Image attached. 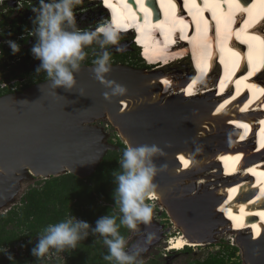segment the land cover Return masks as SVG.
<instances>
[{
    "label": "bare ground",
    "instance_id": "obj_1",
    "mask_svg": "<svg viewBox=\"0 0 264 264\" xmlns=\"http://www.w3.org/2000/svg\"><path fill=\"white\" fill-rule=\"evenodd\" d=\"M107 2L116 10L106 23H110L118 35L126 32L136 34L135 38L141 39L152 58L150 60L158 68H166L193 53L197 54L200 70L194 79L178 83L166 74H146L143 87L149 94L139 100L128 95L118 106L123 115L143 105L161 104L166 116L176 123L175 130L184 137V145L169 157L174 162L170 170L174 181L167 187H157L154 193V200L166 203L170 217L184 231L172 239L171 246L182 249L202 245L201 241L192 240L187 234L193 231L187 221L201 225L212 217L211 214L203 215L205 209L211 211L221 205L219 212L230 218V229L234 233L248 234L240 235V239L246 244L254 263L264 264V50L261 49L264 47V0ZM101 3L105 4L103 0ZM217 61L220 67H215ZM217 69L222 70L218 79L224 75L223 82L203 89ZM164 82L167 84H162ZM151 84L156 86L153 88ZM225 87L234 92L224 100L214 97L209 103L200 102L187 108L171 102L163 104L167 99L191 92L193 99L201 94L217 96V92H222L225 95ZM119 131L123 141L131 145L126 135ZM227 133L233 136L232 143L227 144L226 140L214 146L210 144L211 138L219 139ZM197 149L201 151L197 152ZM192 156L195 161L190 158ZM185 161H188L187 166ZM210 168L216 179H224L219 192L205 195L201 202L182 195L172 198L174 190L183 184L181 180L202 175ZM219 168L224 171H218ZM199 183H206L205 178ZM220 196L229 200L228 205L224 206L222 201L225 199L220 201ZM170 199L185 201L178 204L185 225L179 224L170 211L167 203ZM192 205L196 206L191 209ZM141 243L140 240L138 244Z\"/></svg>",
    "mask_w": 264,
    "mask_h": 264
},
{
    "label": "water",
    "instance_id": "obj_2",
    "mask_svg": "<svg viewBox=\"0 0 264 264\" xmlns=\"http://www.w3.org/2000/svg\"><path fill=\"white\" fill-rule=\"evenodd\" d=\"M93 68L94 65H82L76 74L78 87L72 91L62 87L54 90L50 82L43 81L0 97V205L7 201V192L15 189L10 179L15 175L41 179L67 173L80 179L93 176L108 152L118 148L105 142L103 130L93 124L103 118L119 133L121 130L131 146L156 145L163 151L164 155L154 161L157 167L166 165L155 178L157 187H167L174 181L170 176L174 162L169 157L184 145L182 133L175 130L176 123L166 116L161 104L143 105L123 115L118 107L128 95L139 100L149 94L143 87L148 75L130 65L111 64L106 78L126 87L127 94L109 101L104 97L109 90L95 79ZM171 199L167 201L169 210L179 224L185 225L178 210V204L185 201ZM187 223L193 229L187 234L196 236L192 240L206 241L208 232L203 226L190 220ZM241 242L246 262L255 264Z\"/></svg>",
    "mask_w": 264,
    "mask_h": 264
},
{
    "label": "clouds",
    "instance_id": "obj_3",
    "mask_svg": "<svg viewBox=\"0 0 264 264\" xmlns=\"http://www.w3.org/2000/svg\"><path fill=\"white\" fill-rule=\"evenodd\" d=\"M81 2L82 0H38L39 6L31 8L35 14L32 19L33 27L31 30L25 29L26 35L21 39L35 37L36 42L31 52L35 59L41 61L36 75L42 71L46 73V80L54 90L60 87L68 91L77 89L76 74L81 71L82 62L88 56L85 49L95 44L101 51L97 53L96 48L92 49L96 56L92 61L94 77L109 90L104 93L105 99L110 101L113 97L124 96L127 94L126 87L106 78L111 72V53L106 49L109 45H118L119 35L110 23H101L91 31L78 29L74 8ZM7 43L14 55L20 53V46L16 42L9 40ZM121 50L117 48V51ZM80 95L84 96L81 92ZM162 155L163 151L156 145L133 147L126 143L122 159L119 160L120 170L112 173L116 184L115 205L122 214L119 223L115 215L109 214L98 219L95 228H91L89 223L73 215L69 216L42 230L32 254L39 261L52 252L75 250L81 241L88 238L91 231L92 235L98 234L107 246L108 254L104 259L109 264H143L142 260L137 259L143 249L129 253L128 241L120 234L119 229L125 226L136 232L139 231V225L152 223L154 206L146 203V200L154 201L152 199L157 188L155 178L166 169V165L157 167L154 163L155 158ZM190 158L195 161L194 156ZM151 239L152 234H149L147 242L150 243ZM186 248L193 247L185 246L170 251H183ZM0 253L13 259L6 248Z\"/></svg>",
    "mask_w": 264,
    "mask_h": 264
},
{
    "label": "rangeland",
    "instance_id": "obj_4",
    "mask_svg": "<svg viewBox=\"0 0 264 264\" xmlns=\"http://www.w3.org/2000/svg\"><path fill=\"white\" fill-rule=\"evenodd\" d=\"M6 3L9 4L6 5ZM0 4H2L4 8V13L8 14L9 16H14L17 13L21 15L27 23H32V19L35 16V14L31 11V8L35 5L39 6L38 0H0ZM102 4L98 2L91 3L90 0H82L79 5L75 6L74 15L76 18V27L80 30L91 31L98 27L101 23H106L109 19L108 16H111L109 12L108 14L106 13L107 9L104 7V5L106 4ZM15 5L16 7H14ZM110 7L112 8V11L116 10L115 6L110 5ZM22 33L24 36L26 35L25 30H23ZM126 33L127 34L123 33L119 35L118 45L107 46L106 50L111 53V64L130 65L142 70L144 73L150 76L155 74H166L172 76L173 79H175L178 83L185 79H194V76H196L197 74V70H200L199 66L197 65L198 61L196 62V53L187 56L183 60H178L177 62L172 63L166 68H158L157 65L152 66L154 64L152 60H150L152 58L149 57L146 48L143 47L138 55V50L133 47V43H136V46L138 48L143 46L142 42H137V39L135 38L136 34H134L133 32ZM11 41H13V39H11ZM35 42V37H26L25 41L17 42L21 49L19 54L14 55L10 48L9 50H7L9 51L8 53H2L0 55V88H3L6 84L8 85L10 83L12 86H18V84L16 83L24 82L29 78L35 76L37 77L42 74L46 75V73H44L43 71L39 75H36V69L40 66L41 61L35 59L32 55V52L30 54L28 53V51L32 49ZM93 48H96L97 53L101 51L95 44L87 47L85 50L88 52V56L86 57L85 61L82 62V65H86L87 62H91L90 65H93L92 61L96 58L95 54H93L92 52ZM117 48H121L122 50L117 51ZM16 55H19L18 64L15 66H13L12 64H7L8 62L6 61V59H14ZM11 70H14L16 72V75L26 72H29V74L27 77H20L11 80L9 79ZM219 74L220 69H217L215 72H213V75L210 76L211 79H208L207 85L206 83L205 85H203V89L209 86L215 87L216 84L219 85L220 83H222L224 75L223 77L220 76V79H218ZM162 84H167V82H164ZM150 86L153 87L156 85L152 86L151 84ZM217 96L216 94L213 96H206L204 94H201L197 98L193 99L191 92L190 94H187L185 96H179L177 98L169 100L167 99L163 102V104L171 102L176 103L178 106L182 105L187 108L189 107V105L199 104L200 102H202L203 104L206 102L209 103L210 101L215 99L214 97H216L217 99ZM93 124L103 130L105 142L117 146L119 140H122L119 135L120 133L105 118L95 121ZM232 137L233 136L228 135L227 133L224 134L222 137H219V139L211 138L209 142L214 146L215 144H221L222 142H225L227 140V144H230L232 143ZM116 150H118V148ZM218 171H220V168ZM222 171H224V169H222ZM199 175L201 174H197L195 176H192L191 178H184L183 180H181L183 184H180V186L174 190L175 196L182 195L185 198H195V200L193 201L201 202L203 201V197L205 195L211 194L215 191L219 192L220 189L223 187L224 179H216V177L213 176L211 168L207 171L205 170V172L202 173L201 176H203V178H200L201 176L199 177ZM204 178L206 183L201 185L199 182L202 179L204 180ZM10 179L13 185H15V189L9 190L7 192L8 199L5 203L0 205V215L4 214L12 206L17 204L20 201L22 195L29 187L37 186V182L42 180L39 177H32L29 174L15 175L12 176ZM193 182L194 184L192 185L191 183ZM220 197H222L219 198L220 201H222V199H225L223 198V196ZM225 200L222 201L224 202V206L229 201L226 200L225 203ZM148 204L154 206L152 223L150 225H139V231L136 232L130 230V236L127 239V248L129 250V253L135 252L137 249H143L140 256L137 258L138 260H142L143 264L151 261L157 256L161 264H197V262H203L212 255H225L226 252L233 254V258L230 260V262H228V264H248L245 260L244 248L241 242L243 240L240 239V235L242 237L247 236L248 234L246 232H240L241 234L234 233L230 229V218L228 219L224 212H219L221 210L220 204V206H218L216 209H211V211L205 209L204 211L203 215H212L210 219L201 224L204 227L205 232H208L206 234V241H204L200 246L193 247L192 250H187L186 248L183 251H170L174 250V247L171 246L172 244H170V241H172L171 238L178 237L179 234L184 233L183 229L174 223V219L170 217V215H168L165 206L159 200L148 202ZM194 206L196 205H192L191 209L194 208ZM149 234H152V239L150 243L147 242ZM191 237L193 239L196 238L194 234H191ZM139 239H146V241L142 242L139 245ZM228 248L230 249L229 251H227ZM14 251L18 253L17 249H14ZM66 260L67 256L64 252H52L45 258L39 260L38 262H29L28 264H65Z\"/></svg>",
    "mask_w": 264,
    "mask_h": 264
},
{
    "label": "trees",
    "instance_id": "obj_5",
    "mask_svg": "<svg viewBox=\"0 0 264 264\" xmlns=\"http://www.w3.org/2000/svg\"><path fill=\"white\" fill-rule=\"evenodd\" d=\"M103 1L106 4L104 5L107 9L106 13L112 15L108 16L111 20L115 11H112L110 2ZM137 42L140 43L141 39L139 41L137 39ZM133 47L138 50L139 55L140 49L136 47V43H133ZM28 53L30 54L31 51ZM90 63L87 62L86 65ZM28 74L29 72L16 75V72L11 70L9 79L27 77ZM43 81H47L44 74L29 78L23 83L21 92ZM117 146L118 150H110L99 169L90 178L80 179L67 173L42 179L37 182V186L29 187L17 204L0 215V252L6 248L8 254L13 257L10 260L8 255L0 253V264L38 262L37 257L32 254V249L38 244L42 230L47 225L63 221L69 216L73 215L89 223L91 228H95L98 219L109 214L115 215L119 223L122 214L115 205L116 184L112 173L120 170L119 160L122 159L126 144L120 139ZM119 231L126 240L129 238L130 229L121 226ZM14 249H17L18 253ZM187 250L192 249L187 248ZM229 250L228 248L227 251ZM64 253L67 256L65 264H109L104 259L108 254L107 246L98 234L92 235L91 231L88 238L81 241L75 250L68 249ZM228 253L212 255L197 264H228L233 258V254ZM144 264H161V262L157 256Z\"/></svg>",
    "mask_w": 264,
    "mask_h": 264
},
{
    "label": "flooded vegetation",
    "instance_id": "obj_6",
    "mask_svg": "<svg viewBox=\"0 0 264 264\" xmlns=\"http://www.w3.org/2000/svg\"><path fill=\"white\" fill-rule=\"evenodd\" d=\"M7 4H9V3H6V5ZM14 7H16V5ZM3 10H4V8H3L2 4H0V40H1L0 41V55L2 53H8L9 52L7 50H9L10 47L8 46L7 41H9L11 39H13V41L16 43L18 41H22V42L25 41L26 38L21 40V37L24 36L22 33L23 30H25V28L30 30L33 27L32 23H27L22 18L21 15L16 13V15H14V16H9L8 14L4 13ZM18 56L19 55H16L14 57V59H6V61L8 62L7 64H12L13 66L17 65L18 60H19ZM24 82H21L18 84L22 85V87H23ZM20 85H18V87H20ZM22 87L18 88L16 92H21V90H23ZM0 92L2 93V96L6 95V94L15 93V92H12L9 87H4V88L1 87ZM139 240H145V239H139Z\"/></svg>",
    "mask_w": 264,
    "mask_h": 264
},
{
    "label": "built area",
    "instance_id": "obj_7",
    "mask_svg": "<svg viewBox=\"0 0 264 264\" xmlns=\"http://www.w3.org/2000/svg\"><path fill=\"white\" fill-rule=\"evenodd\" d=\"M16 84H18V83H16ZM18 85H20V84H18ZM5 87H9V88L11 89L12 92H15V93H16L17 89H18V88H21L22 85H20V87H18V86H12L11 83H10V84H8V85L6 84ZM3 88H4V87H3Z\"/></svg>",
    "mask_w": 264,
    "mask_h": 264
},
{
    "label": "snow or ice",
    "instance_id": "obj_8",
    "mask_svg": "<svg viewBox=\"0 0 264 264\" xmlns=\"http://www.w3.org/2000/svg\"><path fill=\"white\" fill-rule=\"evenodd\" d=\"M105 2L107 3V0H105ZM187 163H188V161H185V166H187Z\"/></svg>",
    "mask_w": 264,
    "mask_h": 264
}]
</instances>
